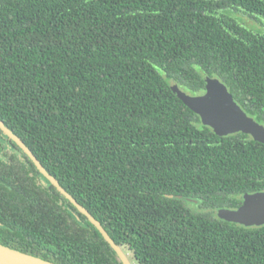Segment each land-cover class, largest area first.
I'll return each instance as SVG.
<instances>
[{
    "label": "trees",
    "instance_id": "trees-1",
    "mask_svg": "<svg viewBox=\"0 0 264 264\" xmlns=\"http://www.w3.org/2000/svg\"><path fill=\"white\" fill-rule=\"evenodd\" d=\"M208 78L264 127V0H0V120L133 264H264L217 215L264 192V143L179 98ZM0 245L122 264L1 129Z\"/></svg>",
    "mask_w": 264,
    "mask_h": 264
},
{
    "label": "water",
    "instance_id": "water-1",
    "mask_svg": "<svg viewBox=\"0 0 264 264\" xmlns=\"http://www.w3.org/2000/svg\"><path fill=\"white\" fill-rule=\"evenodd\" d=\"M207 91L201 96H192L183 91H177L179 98L196 114L207 127L220 136L238 133L250 135L254 140L264 143V127L251 119L233 100L227 86L218 79H207ZM0 129L5 136L13 141L35 164L39 172L52 184L89 222L96 227L115 251L122 264H133L128 254L111 238L102 224L92 214L81 206L43 167L33 152L0 120ZM191 202V201H190ZM221 219L245 227L264 226V192L243 197V206L238 209L219 210ZM0 264H53L22 252L0 245Z\"/></svg>",
    "mask_w": 264,
    "mask_h": 264
},
{
    "label": "rangeland",
    "instance_id": "rangeland-1",
    "mask_svg": "<svg viewBox=\"0 0 264 264\" xmlns=\"http://www.w3.org/2000/svg\"><path fill=\"white\" fill-rule=\"evenodd\" d=\"M248 23H250V22H248ZM251 25V24H250ZM177 91H182L181 89H179V88H177ZM184 92V91H183ZM217 215H218V217L221 219V217L219 216V211H217ZM223 220V219H222Z\"/></svg>",
    "mask_w": 264,
    "mask_h": 264
}]
</instances>
